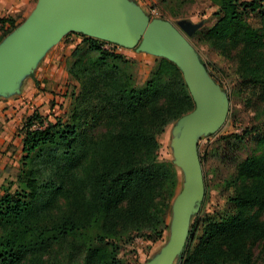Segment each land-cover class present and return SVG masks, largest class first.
I'll list each match as a JSON object with an SVG mask.
<instances>
[{"label": "trees", "instance_id": "16d2710c", "mask_svg": "<svg viewBox=\"0 0 264 264\" xmlns=\"http://www.w3.org/2000/svg\"><path fill=\"white\" fill-rule=\"evenodd\" d=\"M0 23L2 30L7 23L16 26L13 17H0ZM235 37L246 55L258 48L250 32ZM83 41L98 56L79 58L71 68L83 87L72 123L62 125L35 111L23 125L16 180L24 187L13 193V180L0 195V264H49L56 245L82 255L83 264H120L123 243L136 237L159 240L167 228L166 210L178 179L159 160V135L194 108L188 84L170 62L164 73L155 69L144 87H132L118 65L130 59L116 53V45L108 49L109 42L87 36ZM100 123L105 130L90 136L89 129ZM239 173L255 180L231 198L238 214L202 230L194 224L180 255L196 238L200 244L181 264L246 260L250 235L264 236V224L245 217L249 207L264 208V155L247 158Z\"/></svg>", "mask_w": 264, "mask_h": 264}, {"label": "rangeland", "instance_id": "374dc122", "mask_svg": "<svg viewBox=\"0 0 264 264\" xmlns=\"http://www.w3.org/2000/svg\"><path fill=\"white\" fill-rule=\"evenodd\" d=\"M130 1L139 6L150 20L169 23L192 46L198 55V66L216 81L223 94V118L220 121L216 119L217 125L213 126L203 121L198 123L190 137L200 163V175L188 207L189 235L196 223L202 230L209 223L238 214L239 210L231 198L238 191L250 188L255 180V177L241 175L239 168L247 158L264 155V17L261 16L264 0H256L252 5L248 3L255 0ZM37 2L34 0L35 5ZM182 21L194 26L191 34L180 25ZM14 29L9 27L3 32L6 35ZM244 32H250L258 41V48L249 55L245 54L244 44L235 37L243 36ZM232 33L236 34L232 36ZM83 38L81 32H66L49 46L35 66L36 84L53 95L49 107H52L51 111L56 110L49 116L51 114L55 122L60 119L62 125L72 123L74 104L83 92L82 83L71 74L72 66L79 58L93 61L98 56ZM138 47L140 43L135 49L121 45L114 49L130 59L127 63L118 62V65L130 77L128 82L132 87H144L155 69L164 73L171 67L170 62L178 66L169 54L160 53L156 45L141 50L144 52H138ZM188 90L194 108L172 120L159 135V160L166 163L178 179L175 196L166 210L167 228L159 240L136 237L123 243L119 251L120 264H160L177 239L179 204L190 174V163L180 145L179 135L188 116L206 103L205 95L202 94V98L189 87ZM89 130L92 136L105 128L100 123ZM11 187L13 193L21 190L23 181L15 180ZM245 217L263 225L264 208L259 204L249 207ZM247 243L251 248L250 257L247 256L246 260H232L230 257L222 264H264V236L256 238L250 235ZM198 244L200 241L196 238L190 243L188 253L177 256L173 264L183 263L184 257ZM48 260L49 264H83L82 255H70L58 245L53 247Z\"/></svg>", "mask_w": 264, "mask_h": 264}, {"label": "water", "instance_id": "95a60500", "mask_svg": "<svg viewBox=\"0 0 264 264\" xmlns=\"http://www.w3.org/2000/svg\"><path fill=\"white\" fill-rule=\"evenodd\" d=\"M180 25L189 34L194 30L189 23L182 21ZM69 31L127 47L140 43L138 50L156 45L160 53L169 54L176 61L192 92L202 98L205 95L206 103L188 116L179 135L190 174L181 194L177 239L160 263L173 264L187 241L188 207L200 175V163L190 137L198 123L213 126L217 125L216 119L223 118L222 91L198 66L196 50L169 23L150 20L130 0H38L30 18L0 46V89H17L16 77L25 69L32 70L49 46Z\"/></svg>", "mask_w": 264, "mask_h": 264}, {"label": "crops", "instance_id": "0c3cea01", "mask_svg": "<svg viewBox=\"0 0 264 264\" xmlns=\"http://www.w3.org/2000/svg\"><path fill=\"white\" fill-rule=\"evenodd\" d=\"M36 5L34 0H0V17H13L16 20L15 29L11 33L4 35L0 28V46L10 34L30 18ZM0 26H2L1 23ZM8 27L10 25L5 24V29ZM122 47L135 49L134 47ZM138 52L144 51L139 50ZM35 66L32 70H23L16 77L17 89L10 88L6 91L0 89V195L4 193L5 186L10 181L16 180L20 172L24 155L23 125L25 121L35 111L51 119L52 115L49 116V113L52 111L54 113L56 110L54 108L51 111L52 107H49V100L53 95L43 91L36 84Z\"/></svg>", "mask_w": 264, "mask_h": 264}, {"label": "built area", "instance_id": "2783aa9c", "mask_svg": "<svg viewBox=\"0 0 264 264\" xmlns=\"http://www.w3.org/2000/svg\"><path fill=\"white\" fill-rule=\"evenodd\" d=\"M112 44V43H111ZM110 43H107V44H105L104 46L106 47V48H108V49H111V48H113V44L111 45ZM117 46V45H116Z\"/></svg>", "mask_w": 264, "mask_h": 264}]
</instances>
